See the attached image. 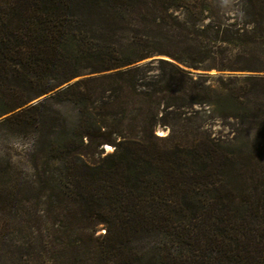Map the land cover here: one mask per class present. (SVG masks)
I'll list each match as a JSON object with an SVG mask.
<instances>
[{
    "label": "trees",
    "instance_id": "1",
    "mask_svg": "<svg viewBox=\"0 0 264 264\" xmlns=\"http://www.w3.org/2000/svg\"><path fill=\"white\" fill-rule=\"evenodd\" d=\"M170 6L0 0V126L35 136L32 174L0 171V238L20 242L26 264H264V0H241L239 23L201 28ZM152 54L167 58L147 80L153 61L136 62ZM180 64L254 72L217 76L213 90L248 126L235 143L180 118L209 103L208 76ZM84 72L103 73L68 82ZM50 100L74 105L77 125L59 123Z\"/></svg>",
    "mask_w": 264,
    "mask_h": 264
},
{
    "label": "rangeland",
    "instance_id": "2",
    "mask_svg": "<svg viewBox=\"0 0 264 264\" xmlns=\"http://www.w3.org/2000/svg\"><path fill=\"white\" fill-rule=\"evenodd\" d=\"M163 2L171 3L168 8V13L175 15L180 20L192 19L196 27H203L207 24H211L214 20L220 19L225 23L241 22L240 1L241 0H162ZM116 36L123 45L130 44V33L127 30H119L116 32ZM167 58L160 54H152L142 60H139L138 64H147L156 58ZM181 65V64H180ZM129 66V65H128ZM186 70L190 71L193 78L197 77L199 73H205L208 77L203 81H200L202 86H208L207 92H209L207 98L209 103H200L185 105L178 109V113L181 119H184L186 126H198L204 137H209L213 141L228 145L229 143H235V137L242 136L246 133L247 124H240L237 120L231 116L225 115L224 110L215 103L214 88L219 87L220 83L217 80V76L226 78L231 75L244 76L254 72L250 71H230L223 70L218 71L216 69L210 70H196L185 65H181ZM126 66L120 68L123 69ZM147 75V80H153L158 73L156 63L153 61L144 70ZM103 72H84L68 82L75 81L79 78L88 76L99 75ZM64 83L63 85L67 84ZM62 85V86H63ZM50 92L43 93L39 100L34 97L28 101L26 105L37 103L48 97ZM206 97V96H205ZM206 98V99H207ZM50 105L58 116V122L66 124V127H73L78 123V112L74 105L68 102L55 103L52 100L49 101ZM163 106H160L162 109ZM165 112V113H164ZM163 114L167 117H172L173 113L171 109L164 110ZM162 114V113H161ZM5 115L0 116V120ZM170 131V125L158 124L155 128V132L158 135L165 136ZM249 134V132H248ZM251 136V134H250ZM35 136L33 132L26 130L21 132H12L6 129L4 126H0V171L10 164L13 175L16 176H29L33 172V166L31 162V152L33 151ZM113 146L105 144L103 146V152L100 158H104L107 154L113 151ZM106 231V226L100 223L96 226L95 235L102 234ZM20 242L15 241L14 238L4 237L0 238V264H26V260L21 257L19 249Z\"/></svg>",
    "mask_w": 264,
    "mask_h": 264
},
{
    "label": "water",
    "instance_id": "3",
    "mask_svg": "<svg viewBox=\"0 0 264 264\" xmlns=\"http://www.w3.org/2000/svg\"><path fill=\"white\" fill-rule=\"evenodd\" d=\"M40 97H41V96H38V97H37V100H39V99H40Z\"/></svg>",
    "mask_w": 264,
    "mask_h": 264
}]
</instances>
